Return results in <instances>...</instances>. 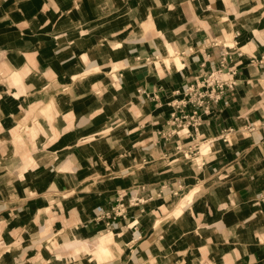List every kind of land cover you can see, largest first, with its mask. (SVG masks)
I'll return each instance as SVG.
<instances>
[{
	"label": "crops",
	"instance_id": "0c3cea01",
	"mask_svg": "<svg viewBox=\"0 0 264 264\" xmlns=\"http://www.w3.org/2000/svg\"><path fill=\"white\" fill-rule=\"evenodd\" d=\"M217 71L236 84L199 97ZM3 243L0 264H264V0H0Z\"/></svg>",
	"mask_w": 264,
	"mask_h": 264
},
{
	"label": "bare ground",
	"instance_id": "6f19581e",
	"mask_svg": "<svg viewBox=\"0 0 264 264\" xmlns=\"http://www.w3.org/2000/svg\"><path fill=\"white\" fill-rule=\"evenodd\" d=\"M251 7H252V4H251ZM246 22H247V20H246ZM141 35H143V34H141ZM172 48L173 47H171L170 44L167 43V48L160 51L159 54L161 55V57H162L163 60H162V62L157 63L158 66L164 65V66H166L168 68H174V69H177V68L181 67L182 63H181L180 57L178 56V54L175 53V51ZM117 67H120V66H117ZM96 136L98 137L100 135L99 134H96ZM20 140H21V137H19V142H20ZM208 153H209V145L206 144V143H203L201 145L200 151L196 155H194L193 157H189V160H190V162L192 164H199L202 161L203 158H206V156H207ZM151 169H152L151 167H149V168H143V170H146V171L147 170H151ZM189 197H191V196H189ZM189 197H187V199H189ZM182 205L184 206V203H182ZM180 211H181V209H178L175 213H180ZM109 238H111V235H109ZM109 238L103 237L101 239V243L98 246V255H99L100 258H110L112 256L111 255V250H110V248L108 246V239ZM76 242H77L76 237H74L72 235H68V241L64 242V245L65 246H70V245L72 246V245H75ZM75 247H76V249L78 251L81 250V249L82 250H88V246H87V242L86 241H82L80 244L76 245Z\"/></svg>",
	"mask_w": 264,
	"mask_h": 264
},
{
	"label": "built area",
	"instance_id": "2783aa9c",
	"mask_svg": "<svg viewBox=\"0 0 264 264\" xmlns=\"http://www.w3.org/2000/svg\"><path fill=\"white\" fill-rule=\"evenodd\" d=\"M216 75H218V76H216ZM225 76L226 75L224 73H222L221 71H217V72H213L210 75L206 76V78H204L201 81V84L197 83V88L201 89L200 92H197L199 97L209 95L207 92L208 90H213V91H216V90L220 91L221 90L222 91L226 86H233L236 84L235 80L230 79L229 77H225ZM193 90H194L193 86L188 88V91L193 92ZM178 93H179V91H178ZM215 98H217V95L215 96ZM174 105H176V106L184 105V101H182V100L177 101L176 100ZM193 153H194V150L190 149L187 151V153H185V155L190 156ZM121 213H122V210L120 209V204H118L117 206H114L110 211L105 212L104 214H99L97 216V219H101L102 217L116 219Z\"/></svg>",
	"mask_w": 264,
	"mask_h": 264
},
{
	"label": "rangeland",
	"instance_id": "374dc122",
	"mask_svg": "<svg viewBox=\"0 0 264 264\" xmlns=\"http://www.w3.org/2000/svg\"><path fill=\"white\" fill-rule=\"evenodd\" d=\"M216 76H218V75H216ZM206 84V83H205ZM36 111V110H35ZM38 117H39V113L38 112H34L33 113V121H35V119H38ZM25 123V122H24ZM35 123V122H34ZM25 125V124H24ZM28 129V128H27ZM24 130H26V128L25 129H23V131ZM177 156H182V157H187L186 155H185V153H183V152H179L178 154H177ZM208 157V156H207ZM181 212V211H180ZM176 214H179V213H176ZM49 228H50V226H49ZM46 235H45V238L44 239H42L41 241H43V243H40V242H38L39 244H37V247L38 248H40V249H42L43 250V252L45 253V247H46V244H47V238H53L56 234H58V232H57V230H54V231H52V233H49V230H47L46 232ZM47 239V240H46ZM6 247H9V245L8 244H5V243H3V244H0V250H2V251H4L5 250V248ZM86 256L87 258H91L89 255H87V254H83V255H81V256ZM38 257H40V255L38 256ZM38 257H36V258H34V260H36ZM78 258V257H77ZM92 259V258H91ZM117 259V257L116 258H114V260H116ZM112 260V259H111ZM93 262H98V263H101V262H99V261H96V260H92ZM105 262V261H104Z\"/></svg>",
	"mask_w": 264,
	"mask_h": 264
}]
</instances>
